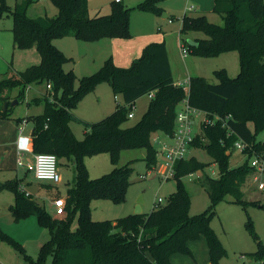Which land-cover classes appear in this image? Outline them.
<instances>
[{
	"label": "trees",
	"instance_id": "16d2710c",
	"mask_svg": "<svg viewBox=\"0 0 264 264\" xmlns=\"http://www.w3.org/2000/svg\"><path fill=\"white\" fill-rule=\"evenodd\" d=\"M53 1L58 7L55 16L30 17L31 0L20 1L13 9L0 7V16L5 13L13 16L15 46L36 47L41 56L38 64L0 80V117L11 115L10 107L3 110L1 106L6 101L10 103L13 89H19L16 99L20 100L25 98L28 85L50 83L52 89L47 88L44 112L26 118L33 120L31 148L35 153L55 154L58 163L62 156L71 159L77 173L67 188L64 216L51 214L31 193L21 190L20 178L0 180V191L15 194L10 210L16 221L36 214L39 223L50 233L37 259L31 258L1 227L0 240L11 242L33 264H48L50 257L49 264H173L171 255L175 252L192 255L189 242L203 234L212 264H219L227 250L212 225L217 203L226 195L247 210L249 205L260 202L245 199L244 188L253 172L248 158L237 166L230 164V158L235 141L240 138L249 141L257 152L264 151V141H258V135L264 133V0H214V9L221 14L222 24L210 21L205 14L185 15L182 19V39L192 53L216 56L237 50L240 58V71L234 78L225 68L216 70L217 83L202 76L190 77L192 106L211 114L232 116L225 126L220 121L203 125L192 143L194 147L204 148L212 162L220 166L218 177L206 174L202 179L211 198L210 206L200 213L189 212L190 197L182 177L208 164L192 155L176 163L174 177L179 186L159 207L149 213L107 220L92 219L91 200L94 197L125 200L132 168L116 165L121 150L146 147L147 166L152 167L157 158L153 136L158 131L167 135L174 133L177 111L186 91L175 82L165 41L148 44L129 67L118 66L110 56L97 71L78 79L73 67L66 68L71 58L57 47L54 39L67 35L85 40L130 37V10L121 2L112 1L109 13L91 16L89 0ZM142 4L159 13L162 11L157 0ZM192 31H203L206 37H196L197 44L190 45L185 35ZM102 81L111 84L116 96L122 95L124 104L117 99L112 113L97 121H86L85 137L78 139L70 126L72 120L80 119L73 109ZM151 91L155 95L141 119L124 126L130 113L127 105L132 106ZM101 152H109L115 166L110 172L91 178L83 158ZM75 215L78 219L74 229ZM246 226L257 241V249L245 254L254 260H264V243L250 217Z\"/></svg>",
	"mask_w": 264,
	"mask_h": 264
},
{
	"label": "rangeland",
	"instance_id": "374dc122",
	"mask_svg": "<svg viewBox=\"0 0 264 264\" xmlns=\"http://www.w3.org/2000/svg\"><path fill=\"white\" fill-rule=\"evenodd\" d=\"M20 1L23 0H0V7L6 6L13 9ZM111 1L89 0L90 13L94 15L99 10L102 13L109 12ZM145 1L128 0L125 4V7L130 10V37L154 31L159 37L164 38L168 46L170 62L176 82L181 83L188 77L202 76L212 83H217L219 77L216 75V70L221 68H225L230 77L234 78L238 75L240 71V58L237 50L225 51L216 56H202L194 54L190 50L187 56H183L182 54L181 43L183 39L180 30L184 11L188 5L193 4L199 9V11L188 12V14L204 12L210 21L219 24L223 23L221 14L214 9L213 5L211 9L200 10L208 7L209 0H157V4L161 8L163 7L166 12L175 14L176 20L173 23H170L169 18H164L158 11L143 6L142 3ZM181 8L183 9L182 13H179ZM57 13L58 7L53 0H31L28 8L30 17L55 16ZM11 25H13V16L11 14L5 13L0 16V33L13 37ZM195 36L206 37V34L203 31H192L185 35V40ZM54 43L71 58V62L67 63L66 67L69 69L70 66H73L78 79L97 71L114 51V43L110 39L106 41H98V39L85 40L73 35H67L56 37ZM33 52H37L36 47L20 49L14 56V64L20 67L19 69H24L30 63L29 61H33ZM113 60L115 62L114 58ZM12 93L17 96L19 89H13L11 95ZM46 93L47 85L45 82L30 84L25 98L18 100L15 104L11 102V113L16 118L23 120L28 116L44 112ZM117 97L108 81H102L95 91L88 93L73 109L74 113L80 118L70 122L75 136L78 139H83L86 132V121H97L109 115L115 110L118 100L121 104H124L120 93H117ZM150 100L151 97L149 94H146L138 98L132 106L127 105L128 111L133 112L134 116L128 117L124 126H130L139 121L147 110ZM32 127L33 120L29 119L25 125V135L30 134ZM258 138H264V133H260ZM170 141L171 138L165 133L158 131L154 134L153 143L157 148V158L152 167L147 166L146 156L148 150L146 147H129L121 150L116 165H129L132 168L131 183L128 186L125 200L118 202L109 198L94 197L91 200L92 219L107 220L124 217L135 213L138 204L141 205L143 213H149L153 209L155 198L160 196L166 201L168 196L177 190L179 186V181L176 177L163 178V174L166 172L164 168L165 158L160 154V150L164 143H169ZM28 150L24 149L26 153H28ZM192 155L208 163L203 169L182 177L183 185L190 197L189 212L190 214H196L204 211L211 204V198L203 185L202 179L206 174L218 177L220 166L218 163L212 162L211 156L204 148L192 145L188 156ZM245 159L246 156L243 153L235 150L230 158V164L237 166L243 163ZM83 162L91 178L108 173L115 166L112 163L109 152L87 155L83 158ZM23 163V165H19L18 160H16L13 173L6 174L13 175L10 177L18 176L26 191L42 203L51 214L55 215V208L50 203V199L52 197L54 199L63 197L64 194L62 193L65 188L73 183L77 173L74 162L65 156L59 158L58 168L61 174V181L59 183L35 178L32 171H29L27 167L28 156L24 155ZM148 171H150V174L147 178H142L141 175L146 174ZM6 174L2 173L0 179L5 180ZM42 183L50 185V187L43 186L41 185ZM4 192L0 193V198H2L0 199V227L22 245L25 252L31 258L37 259L41 245L50 237L49 230L42 226L38 219L34 217H26L16 221L9 209L13 193L9 191ZM244 192L246 200H258L260 201L259 204H251L247 210L241 204L233 203L231 196L226 195L216 205L217 214L212 221V225L227 250L226 254L220 259L219 264H263L251 262L250 257L243 252L257 249V241L246 226L249 217L253 220L255 229L264 243V192L260 191L251 182L245 186ZM4 196H10V198ZM77 219L78 217L75 215L72 223V228L74 229L77 226ZM46 235L47 237L45 238ZM201 236L204 235L202 234L197 239L191 240L190 244L193 245L200 242L197 240H200ZM0 246L7 248L8 264H33L31 258H27L24 253L16 249L15 245L8 240H0ZM187 255L191 256V258L193 256V254ZM51 260L52 257L49 258L48 262L51 263ZM179 263L183 264V260H180Z\"/></svg>",
	"mask_w": 264,
	"mask_h": 264
},
{
	"label": "crops",
	"instance_id": "0c3cea01",
	"mask_svg": "<svg viewBox=\"0 0 264 264\" xmlns=\"http://www.w3.org/2000/svg\"><path fill=\"white\" fill-rule=\"evenodd\" d=\"M112 1H117V0H112ZM112 1H111V3H112ZM119 2H121L125 5L128 2V0H120ZM111 3H110V11H111ZM212 5L215 6L214 0L213 1L209 0L208 7H204V9H200V10L211 9ZM190 6H193V8H189ZM182 10L183 9L181 8L179 13L180 12L182 13ZM194 11H199L198 7H196L193 4L188 5L184 11L185 13H184L183 17L185 15L205 14L204 12H200L197 14H188V12H194ZM109 12H107V13H109ZM89 13H90V7H89ZM107 13H102L99 10L94 15H92L91 13H90V15L95 16L98 14H107ZM161 15H163L164 18H169L170 23H173L176 20L175 14H171L169 12H166L163 7H162ZM12 27H13V25H11V31H12ZM196 37H200V36L191 37L189 39L197 41ZM108 39H110L112 41V43H114V51H113L112 55H110V56L115 59V62L120 67L128 66L136 58H139L141 56L144 48L148 44H150L152 42L165 41L164 38L162 39L161 37H159V35H157L154 31H149L147 33H143L140 35H134L130 38L104 37V38H101L100 40L98 39V41H101V40L106 41ZM165 43H166V41H165ZM174 44H175V42H174ZM58 46H60V45H58ZM166 46H167V43H166ZM167 49H168V46H167ZM18 51H20V49L17 48L14 44V36L10 37L8 34L5 36L3 33H0V79H3L4 77L11 76V75L15 76L19 70H23V69H19L20 67H17L14 64V56ZM33 53H34V56L32 59L33 61H29L30 63H28L26 66H29L32 64H38L40 62L41 56H40V53L38 52V50H37V52H33ZM168 55H169V52H168ZM169 60H170V55H169ZM71 67H73V66H70V68ZM171 67H172V65H171ZM73 69H74V67H73ZM173 76H174V73H173ZM176 84H178V82H176ZM9 100H10V103L14 102L16 100V94L12 93V95H11V93H10V99ZM10 103H9L8 107L11 106ZM1 108H2V106H1ZM2 109L5 110L4 108H2ZM17 119H19V118H16L12 113L9 117H0V176L2 175V173L3 174L4 173L5 174L6 173H13L12 171L16 166V160H18L20 151H22L24 153V155L28 156V162H32L33 158H34L35 152H33L32 148H31V135H32L33 127L31 128L30 134L25 135V129L26 128L24 127L23 131L20 132L19 127H20L21 122H19ZM169 143H171V141ZM24 149H29L28 153H26V151H24ZM10 176H13V175H7L6 174L5 178L6 179L15 178V177L18 178V176H15V177H10ZM0 180H2V179H0ZM41 185L46 186L48 188L50 187V185H47L44 183H42ZM68 187L69 186H67L65 188L64 192L62 193V194H64L63 197H65V198L67 196V188ZM9 192H11V191H9ZM0 193H5V192L0 191ZM4 197L10 198V196H4ZM0 199H2V198H0ZM10 200H11V203L9 204V209H10V205L13 204L15 201V194L14 193H13V196H11ZM53 201H54V197H52L50 199V203L52 205H53ZM28 217H34V218L38 219L36 214H32ZM46 237H47V235L45 236V238ZM201 237L202 238H200V240H197L200 242L196 241L197 243H195L193 245H191L189 242V247L191 248L192 253H193L192 258H191V256L184 254V253L183 254L174 253L171 255L172 263L173 264H180L179 263L180 260H183V264H212L208 241H207L205 236H201ZM255 250H253V251H255ZM250 252H252V251H250ZM7 253H8L7 248L5 246H0V264H8V259H7L8 254ZM243 253H248V252H243ZM175 255H182V256H175ZM252 260H254V259H252L250 257V261H252ZM176 261H177V263H176Z\"/></svg>",
	"mask_w": 264,
	"mask_h": 264
},
{
	"label": "built area",
	"instance_id": "2783aa9c",
	"mask_svg": "<svg viewBox=\"0 0 264 264\" xmlns=\"http://www.w3.org/2000/svg\"><path fill=\"white\" fill-rule=\"evenodd\" d=\"M120 0H117L119 2ZM189 8H193L190 6ZM181 51L183 56H187L189 52L188 44L183 40L181 43ZM183 86L186 91V96L181 101L180 107L177 111L176 117V128L172 135H168L171 138V143H164L160 150V154L165 158L166 169L163 178L167 179L175 176V165L176 163L184 158L189 157L188 152L195 140L196 135L199 133L203 125H214L217 122H222L223 126L227 125V121L231 118V115L223 117L219 114H211L210 112L194 107L189 101V88H190V77L185 81L178 83ZM30 88L28 85L27 91ZM49 90L52 89L50 83L47 84ZM150 97L155 95V91L148 93ZM117 97V96H116ZM133 112L129 113V117H133ZM27 119H23L20 124V132L23 131ZM264 141V138H258V141ZM235 150H239L248 158L253 172L250 177V182L255 184L257 188L264 192V151L257 152L251 146L249 141L242 138L235 141ZM24 153L20 151L18 157V164L23 165ZM58 158L53 153H35L32 162H28L27 167L29 171H32L35 178L39 180H49L54 183L61 181V174L58 168ZM150 174L148 171L146 174H142V178H147ZM21 190L26 191L25 187H21ZM164 202L163 197H157L154 200L153 208L159 207ZM53 206L55 208L56 216H64L66 214V198L59 197L54 199ZM254 263H263L264 260H252ZM252 264V263H251Z\"/></svg>",
	"mask_w": 264,
	"mask_h": 264
},
{
	"label": "water",
	"instance_id": "95a60500",
	"mask_svg": "<svg viewBox=\"0 0 264 264\" xmlns=\"http://www.w3.org/2000/svg\"><path fill=\"white\" fill-rule=\"evenodd\" d=\"M187 42L190 44V45H195V44H197V41H195V40H191V39H187ZM18 102V99H16L14 102H12V104H15V103H17ZM11 104V103H10ZM8 105H9V103L6 101V102H4L3 103V108L4 109H7V107H8ZM135 213H142V208H141V205L140 204H138L137 205V208H136V212Z\"/></svg>",
	"mask_w": 264,
	"mask_h": 264
}]
</instances>
